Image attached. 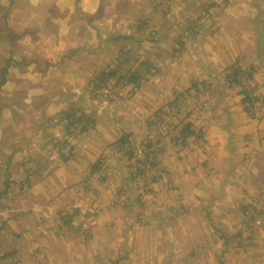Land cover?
I'll return each mask as SVG.
<instances>
[{
  "label": "rangeland",
  "instance_id": "1",
  "mask_svg": "<svg viewBox=\"0 0 264 264\" xmlns=\"http://www.w3.org/2000/svg\"><path fill=\"white\" fill-rule=\"evenodd\" d=\"M94 1L88 4V13L85 12L89 15L90 23L87 24V28L91 42H94L95 36L98 35V27L103 24L112 25L106 33L101 34L104 35V40L126 38L133 28L139 24H145V21L156 26H152V31L147 26H143L144 30L147 28L149 32L141 36L138 47L129 50L131 57L123 60L122 66L117 65L116 62L111 64L105 62L107 59H112L113 54L104 50L100 51L98 59L84 58L83 60V57L79 55L68 65L63 63L53 66L47 62L49 57L45 60L39 58L42 63L41 68L44 66L46 68L43 74L50 76L48 82H42L39 86L47 90L48 95L56 93L59 94L58 97L65 93L71 96L76 95L70 97L71 109L65 116L68 122L77 126L78 133H74L75 137L81 134L79 122L85 114L92 116L91 110L94 108H98L100 112L107 110V114H114L122 124L127 123L137 128L136 135L123 137L120 141L114 142V146L110 149L112 153L109 155L112 156V160L120 161L121 169H115L112 172L113 162L112 164L109 162L111 158L107 152L103 151L100 154L103 156L99 158L100 160L98 159L94 173L90 175V182H87L85 187L83 185L81 189L91 194L98 183L113 175L112 185L107 190L116 191L117 197L105 202L102 192L97 191L93 193L98 199L94 200V204L101 205L103 209H111L115 206L113 211L120 209L117 213L125 216L132 213L136 216L138 212L143 219L157 217L159 214L167 219L172 217L171 215L175 216L178 211L177 215L183 219L178 235L182 244L180 242L173 252L171 249L168 250V245H164L159 236L150 238L145 248L135 251L134 262L138 264H264V174L207 173L210 165H216L218 170L231 169L230 165L222 164L225 147L221 145L210 147V143L205 142L208 133L206 128L212 127L210 122L224 123L227 116L223 112L202 114L205 104L206 108L212 106V100L207 94L210 95L211 91L221 92L219 86L223 80L217 78L218 82L213 84L209 80L216 76H221V79L228 76V73H224V69L230 65L227 60L230 59L231 54H233V60L238 59L241 62V65L237 67L240 70L239 73L243 75L241 82L245 88L237 89V91H245L244 96L251 99V101H245L243 96L239 102L242 106L239 103L238 105L242 110L245 108L249 110L253 102H257L258 99V102H263L261 108L264 109V61L260 57L264 54H259L257 50V46L264 45V32L260 33L261 26L264 27V0H201V3H199L200 0H186L188 4L191 2L196 4L197 11L193 13V18H185L183 27L180 29L191 30L188 39H193L196 47L202 42L209 44L207 50L211 51V57L215 59V65L220 70L216 73V70L212 71L202 65L201 74L197 76L201 82L200 86L197 85L194 88L192 83H189L180 92L171 88L169 75L171 69L175 78L178 73L177 67L168 69L170 62L175 60L171 53L175 57L178 56L177 49L180 47L178 35L164 34L159 31L165 28L164 24L170 25L173 21L180 19H175L174 16L170 19V12L167 18L161 16L160 10L156 16L154 10L158 7L157 3L160 2L158 0H109L105 3L104 12L98 10L103 7L102 2ZM212 2L216 3L215 8ZM82 3L83 0H0V70L7 67L6 78L16 69L22 71L31 68L23 63L27 61L25 55L29 52V46L19 41L21 31L30 32L37 29L44 30L46 33L48 32L46 29L56 25L60 27L58 33L62 36L66 31V21L71 18L76 19L79 12H84V3ZM186 3L178 8L184 11ZM169 5L171 8L173 5L177 6L173 2L166 3L164 7ZM111 12L114 18L110 17ZM55 19L57 21L53 23ZM188 22L192 25H187ZM225 24L232 29H249L253 34L248 36L246 43L251 48L242 50L241 35L225 34ZM161 45H168L169 51L164 50L160 53ZM40 47L47 48L48 45L42 42ZM95 51L96 49L89 50V54L93 55ZM205 51L201 50V61L206 57ZM180 52H182L181 48ZM247 53L249 58L245 57ZM103 56L104 60H101ZM126 58L128 56L124 59ZM49 62H52L51 59ZM191 62V59L182 60V69L186 76L189 75V69L192 70ZM12 66L14 69L11 68ZM117 68L121 69V73L114 72L115 75L109 77L111 71ZM236 73V71L230 72L232 79ZM28 74L30 75L25 73L31 80L33 76H36L33 69H30ZM11 76L15 74L12 73ZM183 76L180 74L179 79ZM130 78L132 80L128 81ZM54 79L63 82L62 89H60L59 81L56 85H52ZM49 81L51 86L47 88ZM28 83L23 81L20 85L32 88L33 85ZM259 86L261 89L256 88ZM210 87L213 90L210 91ZM204 91L207 94L198 99ZM167 93L169 96L166 95ZM8 99L6 96L0 97V107L6 105ZM230 101L237 103L236 98ZM216 104H219L218 100ZM235 107H238L237 104ZM262 109L253 108L248 113L238 112L237 117L232 119L238 135L242 133L245 124H248V128L244 129L246 131L254 130L253 126H249V123L253 122H258L256 128H259L262 121L260 118L263 115ZM208 115L211 121L204 124L205 117ZM221 137V135L217 137L219 143H221ZM252 142V138H246L240 150L253 148L254 145L250 146ZM212 149L218 152L213 153ZM227 149L229 150L227 154H232L230 147ZM209 152H212L211 156L208 155ZM243 159H246L244 155ZM234 160L232 162L236 166ZM191 161L193 165L187 166V169L184 164ZM239 161L242 162L241 159ZM5 162V159L0 161V217L6 216V218L3 217L6 219V226L0 228V264H19L21 259L28 258L29 253L36 247L44 245L49 246L50 249L44 253L39 251L38 254L41 258L44 256V261L49 264V255L47 259L46 254L49 250L53 253L55 243H50V238L54 237L50 232L56 227V222L50 221L48 226L41 228L45 231L43 243L39 241V230L36 235L31 234L29 225L35 222L38 211L35 209L37 204L34 202V193L29 189L33 184L36 185L43 180L48 183L51 177L48 178L50 176L48 173L35 175L20 173L23 163L18 159L9 164ZM179 164L185 167V173L171 175L169 170H166L167 167L177 169ZM189 171L190 173H186ZM63 174L66 177V174ZM172 176L176 177L172 178ZM175 180L178 184L184 185L183 191H180L181 187L173 186L176 184ZM76 181L78 182L79 178ZM95 182H98L96 186L93 185ZM155 182L156 185H154ZM162 187H165L162 191L165 196L158 192ZM90 198L91 196L86 200ZM167 201L175 203L178 209ZM88 211L93 214L91 211L94 210L91 207ZM100 213L101 210L97 212L95 220ZM70 214H73V209L68 211V215ZM90 219L92 217L82 226L84 232H88L87 230L91 228ZM64 236H68L66 241L69 244L75 240L71 233H66L62 237L65 238ZM76 236L78 238V234ZM77 240L80 241L76 242L77 251L74 252L83 251L81 254L84 258L91 257L94 260L97 250L92 239L82 241L78 238ZM4 255L8 257L6 260L1 259ZM38 260L40 261V258ZM49 261H51V255ZM25 264H27L26 261ZM108 264L119 263L114 258L110 259Z\"/></svg>",
  "mask_w": 264,
  "mask_h": 264
},
{
  "label": "crops",
  "instance_id": "2",
  "mask_svg": "<svg viewBox=\"0 0 264 264\" xmlns=\"http://www.w3.org/2000/svg\"><path fill=\"white\" fill-rule=\"evenodd\" d=\"M108 1L109 0H95L94 2H102L103 7L98 8V10L104 12L106 10L105 3ZM158 1H160L157 3L160 8H155L154 14L156 16H158L160 10L161 16L167 18L169 15L168 12H170V19H172L173 16L175 19H180L179 21H173L170 25L163 23L165 28L159 30L164 34L174 33L178 35L180 45L177 49L178 56L175 57L174 54L171 53L175 60L170 62V66L168 67V69L171 67H177L178 69L175 78V74H173L170 69L169 75L172 84L171 88L176 92H180L189 83H192L194 88L197 85L199 87L201 82L197 76L200 71H202V65L206 68H210L212 71L216 70V73L220 68L215 65L216 61L211 57V51L207 50L209 49V44L202 42L196 47L193 39H188L189 37L185 38L184 32L187 30L182 31V29H180L183 27L182 25L184 24L186 17L193 18V13L197 11V5L193 4V2L188 4L186 3V0H165L167 4L173 2L177 4V6L173 5L171 8V5L164 7L166 4L164 0ZM91 2L92 0H83L84 12H79L76 19L71 18L66 21V31L62 36L58 33L60 32V27L56 25H51L46 29L48 31L46 33L44 30L37 29H33L30 32L21 31L19 33V36H21L18 38L19 41H22L29 46V52L25 55L27 61L23 63L29 65L31 67L30 69L35 70L36 76L32 77L33 80L28 79L27 75H30L28 74L30 69L22 71L16 69L10 73V76H7L6 82L2 86L4 90L3 88L0 90L1 98H3V96L9 98L7 102L8 105H4L6 106L5 109H2L4 106L0 107V110L2 109V112L0 113V161L5 159V163L9 164L13 160L18 159L23 163V166L21 167L22 169L20 168V173H33V175L36 173H48V175H50L48 178L51 177L48 183L46 180H43L42 182L36 183V185L33 184L29 189L30 192L34 193V202L37 204L35 209L38 211L35 222L29 225L31 234L36 235L39 230V241L43 243L45 231L41 228L43 226L45 228V225L48 226L50 221L56 222V227L50 232V234L54 236L50 238V243H55L52 249L53 253L49 250L46 254L47 259L49 255V260L51 255V261L48 260L49 264H108L110 259L114 258L119 264H127L129 262L130 264H138L134 262L135 251L145 248V246L148 245L150 238L153 239L159 236L161 242H163L164 245H168V250L171 249L173 252L177 246L180 245V242L182 244V240L178 235L181 231L180 224L183 219L182 217H179L180 215H177L178 211H176L175 216L171 215L172 217L167 219L166 217L162 218L161 214L157 217L151 216L148 217L149 219H143L142 216L138 215V212H136L135 209L134 212H136V216H133V213L125 216L121 215V213H117L120 209L113 211L115 206L111 209H103L104 207H101V205L94 204V200L98 199L95 198L93 193H96L97 191L102 192L105 202L117 197L116 191L112 192V190H107L109 186L112 185L111 178L113 175L109 179L108 177L103 179L100 183H93L94 186L98 183V186L95 187V190L91 194L85 193L83 189H81L83 188V185L85 187L86 183L90 182V175L91 173H94L96 164L100 160L99 158L103 156H100L103 151L107 152L108 156L111 158L109 162H111V164L113 162L112 166L114 169L112 172L115 169H121L119 165L120 161L112 160V156L109 155L112 153V150L110 149L114 146L113 144L120 141L123 137H127V135L129 137L136 135L137 128H135L134 125L130 126V124L127 123L122 124L121 120L116 118L114 114H107V110L105 112H100L98 108H94L91 110L92 116L85 114L84 112L85 116L81 122H79L81 134L75 137L74 133H78L77 126L68 122L65 116L71 109L72 101L70 97L76 95L71 96L66 93L59 97L57 96L59 95L57 93L55 95H48V91L39 86L42 82H48L47 80L50 77L43 74L46 68L45 66L44 68H41L42 63L39 58L45 60L49 57L47 62L48 64L51 63L53 66H59V64L63 63L68 65L72 59L79 55L83 57V60L84 58H89L91 60L98 59L97 56H99L100 51L104 50L112 52L113 54V58L107 59L105 62H108L109 64L116 62L117 65L122 66L123 60H127L131 57V52L129 53V50L138 47L141 43V36L149 32L147 28L152 31V26H156L155 24H148L145 21V24H139L137 27L133 28V31L129 33L126 38L124 37L121 40H104V35L102 36L101 34L106 33L109 26L112 25L103 24L98 27V35L95 36L94 42H91L88 38L87 28V24L90 23V21L88 22L89 15L86 14L88 13V4ZM183 3H186V9L184 11L178 8V6ZM199 3H201V0ZM215 4L216 3L212 4L213 8L216 7ZM110 14H112L110 17H113V13L111 12ZM56 21L57 20L55 19L52 22L56 23ZM189 22L187 25H192V23ZM143 26H147V28L144 30ZM263 32L264 27L261 26L260 33ZM56 33H58L57 36H54ZM224 33L241 35L242 50L251 48L250 45L246 43V40L249 39L248 36L253 34L249 29H232V27L226 25ZM42 42L46 43L48 47H40ZM160 48V53L164 50L169 51L168 45H161ZM180 48L182 49V52H180ZM257 48L259 54H264V45L261 47L257 46ZM94 49H96L95 53L90 55L89 50L93 51ZM202 49L203 51L206 50V57L202 58L203 61H201ZM126 56H128V58L124 59ZM232 56L233 54H231L229 56L230 59L227 60L228 64H230L229 67L224 69V73H228V76L224 79H221V76H216L209 80L212 84L218 82L217 78L223 80L222 84L219 86L221 92H212L211 90L213 89L210 87V95L207 94L206 91L202 92L200 95L198 94L200 96L198 99H201V97L203 98L207 94L208 98L212 100L211 107L206 108V104L204 105L202 114L223 112L227 116L224 123L214 124L210 122L212 127L206 128L208 133L205 142L206 144L210 143V147L214 145L225 147L226 150H224L225 154L223 155V157H225L222 164L230 165L231 169L229 171L218 170L216 165H210V169L207 173H258L262 175L264 174V109L261 108L263 102H258L257 99V102H253V105L249 108V110H253V108L255 110H257V108L262 109L261 112L263 115L260 118V121H262L259 128H256L258 122H253L249 123V126H253L254 130L249 129L246 131L244 129L248 128V124H245L246 126L242 128V133L238 135L235 131L236 127L234 126L232 119L234 120L237 117L238 112L240 113L242 111L248 113L249 110L248 108L242 110V104L239 103L242 100L241 98L246 95V92L242 91L245 88L241 82L243 75L242 73H239L240 70L237 67L241 65V62L238 59L233 60ZM245 57L249 58L248 53ZM260 57L264 61V55ZM50 59L52 62H49ZM183 59L192 60L190 63L192 70L189 69L188 76L184 74L182 69ZM101 60H104V56ZM11 68L14 69V66ZM231 71L237 72L233 79L230 75ZM112 72L119 74L121 73V69L117 68L112 70L111 73ZM12 73H14L15 76H11ZM25 73L27 75H25ZM180 74L184 75L182 79H179ZM229 77H231V79ZM23 81L29 82L28 85L32 84V88L20 85V82ZM53 81L54 83H52V85H56V82L59 80L54 79ZM249 81H251V79H249ZM64 82H66V80ZM59 83L60 89H62L63 82L59 81ZM50 86L51 84L49 81V85L46 87L50 88ZM214 86L216 87V84ZM241 88L242 92H238L237 89L239 90ZM256 88L261 89V86ZM166 95L169 96V93ZM232 98H236V104L238 107H235L236 104L230 101ZM244 99L245 96L243 100ZM217 100L219 104H216V106L215 103ZM238 103L241 106L238 105ZM113 104H115V102ZM205 118L206 121L204 124L211 121L209 120V115ZM215 135L217 136L215 137ZM219 135L222 136L221 140L219 139L221 143H219L217 138ZM246 138L253 139L250 146L254 145V147L240 150V147H243L242 144L245 143ZM224 141L226 142L223 143ZM227 147H230L232 154H227ZM10 149L12 150V154ZM212 152L217 153L218 151L213 150ZM212 152H209L208 155L211 156ZM66 153H69V155H66ZM243 155L246 158L245 160L243 159ZM106 158L108 159V157ZM233 159H235L236 166L232 162ZM239 159H241L242 162H240ZM210 162L212 161L210 160ZM191 165H193L192 161L185 162L184 164L187 169V166ZM121 166L123 167V165ZM184 166L179 164L177 169L167 167L166 170H169L171 175H174L175 173L183 174L185 170ZM63 173L66 174V177ZM186 173H190V171ZM173 177L176 176H172V178ZM77 178H79L78 182L76 181ZM175 182L176 184L173 186L181 187L182 189L180 191H183L184 185L178 184L176 180ZM154 185H156V182ZM164 189L165 187H162L158 190L160 195L165 196L162 192ZM89 196H91L90 200H86ZM168 202L172 205L174 204L175 208L178 209L175 203H172V201H167V203ZM91 207L94 210L91 211L93 214L88 211ZM72 209L73 214L68 215V211ZM100 210L101 213L95 220L96 214ZM3 217L6 218L4 215ZM3 217H0V221H2L0 228L6 226V219H3ZM90 217H92V219L89 220L91 228L87 230L88 232H84L82 226ZM8 224L10 223L8 222ZM18 228L20 229L21 227ZM74 231L79 232L76 233ZM18 233L20 234L21 232ZM66 233H71L75 238L71 244L66 241L68 236H64L65 238L62 237L63 235H66ZM76 234H78V238L82 241L92 239L91 241L96 245L97 250L94 260L91 259V257L84 258L83 254H81L83 251L78 253L74 252L77 251L75 249L76 242L80 241L77 240L78 238ZM80 243L82 244V242ZM48 249H50V247L45 245L36 247L34 251L29 253L30 255L28 258L21 259L19 264H25V261L27 264H47L44 261V256L41 258L38 253L39 251L40 253H44ZM3 257H1V259ZM39 258L40 261L38 260Z\"/></svg>",
  "mask_w": 264,
  "mask_h": 264
},
{
  "label": "trees",
  "instance_id": "3",
  "mask_svg": "<svg viewBox=\"0 0 264 264\" xmlns=\"http://www.w3.org/2000/svg\"><path fill=\"white\" fill-rule=\"evenodd\" d=\"M190 33H191V30H188V31H186V33L185 34H187L186 35V37H189V35H190ZM6 73H7V67L6 68H4V69H1L0 70V74H1V77H0V90H1V88H2V86L5 84V82H6ZM114 74H113V72L112 73H110V76L109 77H112ZM132 79L130 78L129 79V81H131ZM245 101H251V99L249 98V97H245ZM6 256V257H5ZM3 258H2V260H5V259H7L8 257H7V255H5Z\"/></svg>",
  "mask_w": 264,
  "mask_h": 264
}]
</instances>
